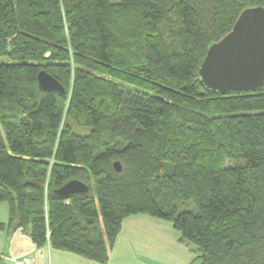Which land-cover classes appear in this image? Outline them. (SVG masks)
Listing matches in <instances>:
<instances>
[{
	"label": "trees",
	"instance_id": "1",
	"mask_svg": "<svg viewBox=\"0 0 264 264\" xmlns=\"http://www.w3.org/2000/svg\"><path fill=\"white\" fill-rule=\"evenodd\" d=\"M255 6L0 0L9 228L105 264L124 219L148 214L172 221L200 264H264V88L221 94L199 77L210 45ZM43 70L63 92L40 87ZM75 179L90 192L55 194Z\"/></svg>",
	"mask_w": 264,
	"mask_h": 264
},
{
	"label": "crops",
	"instance_id": "2",
	"mask_svg": "<svg viewBox=\"0 0 264 264\" xmlns=\"http://www.w3.org/2000/svg\"><path fill=\"white\" fill-rule=\"evenodd\" d=\"M10 206L0 201V264H15L30 257L33 264H100L78 254L54 249L50 244L39 247L30 230L9 228ZM200 264L196 247L184 242L172 221L148 214L124 219L115 244L105 264Z\"/></svg>",
	"mask_w": 264,
	"mask_h": 264
},
{
	"label": "water",
	"instance_id": "3",
	"mask_svg": "<svg viewBox=\"0 0 264 264\" xmlns=\"http://www.w3.org/2000/svg\"><path fill=\"white\" fill-rule=\"evenodd\" d=\"M199 77L205 88L221 94L264 88V6L244 9L232 30L210 45L200 64ZM38 82L45 91H64L60 82L45 70L39 73ZM114 168L118 173L123 171L120 162H115ZM54 192L71 198L88 194L90 186L75 179Z\"/></svg>",
	"mask_w": 264,
	"mask_h": 264
},
{
	"label": "rangeland",
	"instance_id": "4",
	"mask_svg": "<svg viewBox=\"0 0 264 264\" xmlns=\"http://www.w3.org/2000/svg\"><path fill=\"white\" fill-rule=\"evenodd\" d=\"M8 62V59L7 58H5V57H0V64L1 63H7ZM106 78H109L110 79V77H108V76H106ZM78 129V128H77ZM78 131V130H77ZM79 132V131H78ZM80 133H82V134H86V133H89V129H87V128H80ZM229 164V163H228ZM192 246H194L195 247V245L194 244H192ZM148 264H158V263H155V262H151V263H148Z\"/></svg>",
	"mask_w": 264,
	"mask_h": 264
},
{
	"label": "built area",
	"instance_id": "5",
	"mask_svg": "<svg viewBox=\"0 0 264 264\" xmlns=\"http://www.w3.org/2000/svg\"><path fill=\"white\" fill-rule=\"evenodd\" d=\"M15 264H33V260L30 257H23L17 260Z\"/></svg>",
	"mask_w": 264,
	"mask_h": 264
}]
</instances>
